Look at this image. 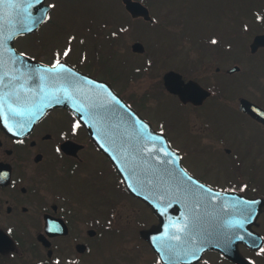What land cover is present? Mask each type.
I'll use <instances>...</instances> for the list:
<instances>
[{"label":"flooded vegetation","instance_id":"obj_1","mask_svg":"<svg viewBox=\"0 0 264 264\" xmlns=\"http://www.w3.org/2000/svg\"><path fill=\"white\" fill-rule=\"evenodd\" d=\"M48 1L56 6L57 0ZM132 1L136 5L130 8L128 0H114L115 3L107 0L110 9L116 12L111 15L107 38L154 32L153 52L145 51L147 58L143 67H163L171 62L187 67L188 72L182 73L184 81L196 82L198 86L192 85L193 93L186 101L164 86L169 96L185 110L181 115L182 125L171 124L160 114L152 116L151 111L158 110L162 96L156 107L149 110L144 98L142 102L134 101L127 88L118 89L117 76H112V70H108L113 55L107 57L105 72L91 70L94 66L89 54L96 51L97 45L82 33L85 29L92 32L90 22H94V18L89 20L88 27L75 33L78 54L73 55L70 62L81 71L111 83L155 129L167 135L180 152L186 169L200 182L195 189L189 188L188 194L195 191L203 195L205 189L201 185L204 183L214 189L264 200V93L258 92V99L246 96L237 89L236 79L239 74L252 75L264 90V0ZM104 4L108 10L107 3ZM101 28H109L108 23H101ZM209 36H215L218 41L210 42ZM107 42L112 52V39ZM136 43L144 45L142 39H137L131 43V50L144 55L145 52L135 51ZM42 46L44 44L30 47L36 50L35 55H31L38 60H44L46 50ZM236 46L240 51L231 53ZM213 48H217L210 52L212 60L218 62L216 77H211L208 71V51ZM196 68L201 72L194 74ZM207 78L218 82L206 84ZM122 82L124 85L128 82L123 74ZM3 101L0 99V107L9 104ZM212 104H215L214 109L223 104L234 109L237 124L247 132L243 145L238 142L239 137L232 146L223 134L215 133L207 117ZM188 136L198 142L200 154L213 159L198 170L188 162L196 149L182 145ZM71 147L76 149L69 150ZM218 158L222 161L215 164V168ZM124 197L142 206L143 220L138 224L141 230L133 239L149 245L141 232L159 225L160 216L129 192L111 160L69 110L53 109L21 137L7 132L0 122V264H83L84 256L106 240L105 230L117 229V200L125 201ZM204 201H197L189 208L201 210L206 207ZM188 215L197 234L201 231L202 217L220 219L213 213ZM253 229L264 237V204ZM154 255L158 264H162ZM125 262L120 261V264Z\"/></svg>","mask_w":264,"mask_h":264},{"label":"water","instance_id":"obj_2","mask_svg":"<svg viewBox=\"0 0 264 264\" xmlns=\"http://www.w3.org/2000/svg\"><path fill=\"white\" fill-rule=\"evenodd\" d=\"M128 4L130 8L134 6V2ZM23 31L19 29L16 34ZM8 54L10 58L0 63V75L4 67L16 72L17 79L12 82L16 84L12 89L16 95H9V99L18 107L14 116H3V122L9 125L11 121L12 129L19 130L33 125L54 107L72 110L112 159L131 192L144 198L159 213H173L177 209L180 214V222L175 219L167 226L163 224L144 232L163 262L195 264L205 251L217 250L238 264H253L241 254L238 244L245 241L254 249L262 246V237L252 230L262 209V200L206 187L202 196L206 198L209 211H205L219 213L221 217L219 223H212V219L205 223L203 234H195L187 224V213L196 210H188L184 201L190 175L165 135L156 132L109 84L65 64H57V70L49 72L52 66L32 61L14 49ZM60 65H64L62 71H58ZM12 70L8 76L14 74ZM68 74L71 79L64 78ZM183 83L182 76L175 71L165 75L166 87L186 101L193 93L192 85H198L183 86ZM143 148L148 151L142 153ZM164 161L167 162L161 166ZM149 180L152 183H148ZM176 189L182 192H175Z\"/></svg>","mask_w":264,"mask_h":264},{"label":"rangeland","instance_id":"obj_3","mask_svg":"<svg viewBox=\"0 0 264 264\" xmlns=\"http://www.w3.org/2000/svg\"><path fill=\"white\" fill-rule=\"evenodd\" d=\"M110 1L115 3L114 0ZM104 3H107L109 6L108 10ZM116 9L120 12L117 6ZM113 13L116 12L110 9V4L107 0H57L54 20L49 26L44 28L42 32V39L47 43V48L42 46L43 49L47 50L46 53H43L44 59L53 61L55 57H62L64 55L62 50L69 43L68 37L72 33L79 32L83 27H88L89 20L94 18L95 21L90 22L92 25V32L88 33L85 29V32L82 33L89 42L96 43V48L102 50L90 55L91 62L94 66L91 70L105 72V70H107L105 69L107 57L108 55H113L108 70H112V76L114 74L117 76V87L122 90L127 88L126 90L131 94L130 98L134 101L142 102L144 98V102L146 103L145 106L149 110L156 107L159 96H162L161 100L163 101H160L158 110L151 111L152 116L156 117L160 114V117L164 116L167 120H170L171 124L182 125L183 121L181 115H184L183 111L185 110L169 96V93L163 85V76L170 69L177 70L181 73H187V67L173 62L163 67L160 65H153L149 68L143 67L146 64H143L144 60L147 58L146 53L153 52L151 45L156 36L154 32L150 33L145 31L143 36L130 34L123 37H115L110 34L112 39V52H110L111 50L109 51L108 48L109 42L107 41L111 39L107 38V31L109 30L110 32L111 15ZM103 22L108 23L109 28L102 30L101 23ZM137 39L143 40L147 51L144 55L135 54V52L131 50V43ZM224 39L227 40L226 36ZM28 43L27 39H21L17 42L21 49H26ZM71 43L73 52L76 53L78 44L75 41ZM216 49L217 48H213L212 51H208V71L211 77L218 76L215 72L218 62H214L210 57V52ZM28 50L35 54V49L29 47ZM234 51L239 52L240 50L236 46L232 49L231 53ZM38 54L41 55V53ZM194 70V74L201 72L198 68ZM122 74L123 76H127L128 82L125 83V85L122 82ZM236 79L239 83L237 89L244 95H251L250 97L258 99L260 95L258 92L264 93L260 82L252 75L243 76L239 74L236 76ZM212 82L218 81L207 78L206 84H211ZM231 92H235L234 88ZM166 97L169 98V100ZM214 108L215 104H212L207 111V117L210 123L214 125L215 133L223 134L226 139L230 141L232 146L235 143V139L239 137L238 142L243 145L247 139V132L246 129L237 124L233 116L234 109L227 104L220 105L217 109ZM196 143L198 142L188 136L183 140L182 145L185 148L196 149V153L193 157L188 159V162L193 168L198 170L203 164H208L212 162L213 159L211 156L204 157L200 154ZM221 161L222 160L218 158L214 162V166ZM215 168L217 167L215 166ZM124 198L127 202H125L126 200L120 202V198L117 200L119 207L116 213V218L118 219L117 229L112 231L108 229L106 235H103L106 240H103V243L99 245H95V249L91 250L90 254L84 256L85 259L83 264H120V261H126L128 264H152L154 262V255L150 250V246L140 239L139 241L133 239V237L137 238L135 234H138L139 230H141L138 224L141 223L140 220H143L140 212L142 206L137 205L128 197ZM84 213L88 214V211ZM81 218L82 220L85 219L82 216ZM241 250L257 264H264V248L260 252H251L244 246H241ZM204 258V261L200 264H231L229 261L220 258V256L214 252L207 253Z\"/></svg>","mask_w":264,"mask_h":264},{"label":"snow or ice","instance_id":"obj_4","mask_svg":"<svg viewBox=\"0 0 264 264\" xmlns=\"http://www.w3.org/2000/svg\"><path fill=\"white\" fill-rule=\"evenodd\" d=\"M3 2H4V0H0V3H3ZM32 2H33V3H39V0H32ZM30 30H31V29H29V31H30ZM213 43H215V41H213ZM67 54H68V53H67V51H66V52H65V55H67ZM56 64H59V61H57ZM56 64H54V65L52 66V68H51V69H48L47 71L52 72V71H54V70H57V69H56ZM63 69H64V65H60V68H59L58 71H62ZM4 75H6V73L3 74V75H0V85H3V83H4ZM64 78H65V79H71V76H70V74H68V75H66ZM41 79H43V78H41ZM113 99H115V98L113 97ZM140 151L143 153V152H147L148 149H147V148H143V149H140ZM166 162H167V161L161 162V166H162V163H166ZM189 179H191V178L189 177ZM148 183H152V181L149 180ZM201 187H203V186H201ZM176 191H177L178 193L182 192L181 189H176Z\"/></svg>","mask_w":264,"mask_h":264}]
</instances>
